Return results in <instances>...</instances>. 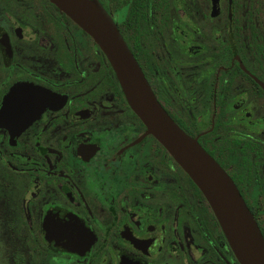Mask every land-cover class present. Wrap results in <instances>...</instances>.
<instances>
[{
  "label": "flooded vegetation",
  "instance_id": "af4514ba",
  "mask_svg": "<svg viewBox=\"0 0 264 264\" xmlns=\"http://www.w3.org/2000/svg\"><path fill=\"white\" fill-rule=\"evenodd\" d=\"M264 238V0H96ZM0 264H241L208 199L52 0H0Z\"/></svg>",
  "mask_w": 264,
  "mask_h": 264
},
{
  "label": "water",
  "instance_id": "95a60500",
  "mask_svg": "<svg viewBox=\"0 0 264 264\" xmlns=\"http://www.w3.org/2000/svg\"><path fill=\"white\" fill-rule=\"evenodd\" d=\"M101 46L132 108L211 204L241 264H264V238L233 180L156 99L116 25L96 0H52Z\"/></svg>",
  "mask_w": 264,
  "mask_h": 264
}]
</instances>
